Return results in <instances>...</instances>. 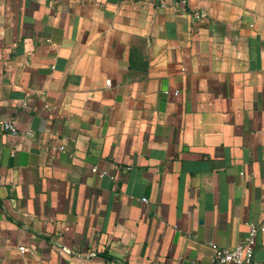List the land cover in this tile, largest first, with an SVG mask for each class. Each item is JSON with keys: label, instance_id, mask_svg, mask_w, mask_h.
Here are the masks:
<instances>
[{"label": "crops", "instance_id": "1", "mask_svg": "<svg viewBox=\"0 0 264 264\" xmlns=\"http://www.w3.org/2000/svg\"><path fill=\"white\" fill-rule=\"evenodd\" d=\"M0 117V264L264 261V0H0Z\"/></svg>", "mask_w": 264, "mask_h": 264}, {"label": "built area", "instance_id": "2", "mask_svg": "<svg viewBox=\"0 0 264 264\" xmlns=\"http://www.w3.org/2000/svg\"><path fill=\"white\" fill-rule=\"evenodd\" d=\"M110 81L107 80V83ZM175 93L178 92V90L174 91ZM0 131L9 132L12 134L18 133L19 129L15 123V120L11 117H0ZM26 133H30V131H26ZM60 147H62L60 145ZM92 171H96L97 167L93 166L91 167ZM99 175H102L103 172L99 171ZM143 200H145V197H142ZM262 228H264L262 226ZM256 229L255 225L251 226V233ZM210 246L212 248V254H211V261L213 264H226L229 262H233L236 264H264V261L257 260L252 256V248L250 244H247L245 246V253L241 251V249H230L225 246H221L217 244L216 242H210ZM19 249L21 251H25L27 247L24 245H20Z\"/></svg>", "mask_w": 264, "mask_h": 264}]
</instances>
